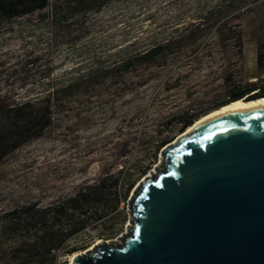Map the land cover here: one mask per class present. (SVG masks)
<instances>
[{
    "label": "rangeland",
    "instance_id": "1",
    "mask_svg": "<svg viewBox=\"0 0 264 264\" xmlns=\"http://www.w3.org/2000/svg\"><path fill=\"white\" fill-rule=\"evenodd\" d=\"M66 2L0 24V99L52 102L49 128L0 162V264H72L97 244L123 246L135 193L164 172L156 146L183 135L171 117L264 82V0Z\"/></svg>",
    "mask_w": 264,
    "mask_h": 264
},
{
    "label": "water",
    "instance_id": "2",
    "mask_svg": "<svg viewBox=\"0 0 264 264\" xmlns=\"http://www.w3.org/2000/svg\"><path fill=\"white\" fill-rule=\"evenodd\" d=\"M160 154L164 172L135 193L131 236L72 264H264V107L208 120Z\"/></svg>",
    "mask_w": 264,
    "mask_h": 264
},
{
    "label": "trees",
    "instance_id": "3",
    "mask_svg": "<svg viewBox=\"0 0 264 264\" xmlns=\"http://www.w3.org/2000/svg\"><path fill=\"white\" fill-rule=\"evenodd\" d=\"M113 0H67L66 6L74 7L75 11L84 12L102 7ZM50 0H0V24L14 19L25 17L34 12L42 11L49 6ZM188 37H193L189 34ZM225 39L223 36L217 38L219 43ZM183 40L167 45H160L152 48L145 54L135 58L139 65H145L151 61L163 57L165 53L178 45ZM175 43V44H174ZM235 43L240 46V36L235 37ZM264 52L258 47L256 62L261 67ZM130 64L128 63L127 66ZM264 97V82L261 85L256 83L233 84L229 87L227 95L223 100L214 102L207 108L200 110H185L174 114L166 123L169 130L176 122L177 128L173 135H180L191 127L198 119L218 110L230 102L240 99L254 100ZM52 102L47 99L39 104L23 103L17 105L6 104L0 99V162L10 153L14 152L27 141L39 137L51 125ZM172 137L161 141L155 148L154 159ZM146 170H143L144 173Z\"/></svg>",
    "mask_w": 264,
    "mask_h": 264
},
{
    "label": "bare ground",
    "instance_id": "4",
    "mask_svg": "<svg viewBox=\"0 0 264 264\" xmlns=\"http://www.w3.org/2000/svg\"><path fill=\"white\" fill-rule=\"evenodd\" d=\"M247 99H242L238 100L232 103H229L221 108H219L216 111H213L209 113L208 115L201 117L198 119L191 127H189L183 135L187 134L188 132L192 131L196 126H199L200 124L217 118V117H222V116H231V115H236L242 112H252V111H257L261 108L264 107V98L254 100L251 102H245ZM99 243V242H98ZM78 254H73L70 257L71 262L73 261L74 258H76Z\"/></svg>",
    "mask_w": 264,
    "mask_h": 264
}]
</instances>
